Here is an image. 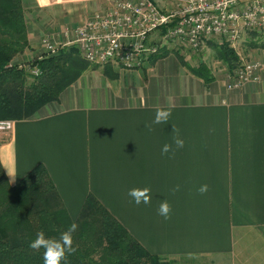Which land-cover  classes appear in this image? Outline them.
I'll list each match as a JSON object with an SVG mask.
<instances>
[{
  "label": "crops",
  "instance_id": "1",
  "mask_svg": "<svg viewBox=\"0 0 264 264\" xmlns=\"http://www.w3.org/2000/svg\"><path fill=\"white\" fill-rule=\"evenodd\" d=\"M21 2L33 58L45 52L40 39L66 45L62 24H80L109 0ZM88 64L56 100L0 134L7 181L40 162L71 220L90 193L150 254L264 264V70L256 81L226 87L230 69L212 70L204 82L171 49L135 69ZM158 107L172 115L149 131ZM173 127L183 148L175 149ZM164 144L174 154L162 155ZM134 187H149L151 202L136 205L127 195ZM163 200L169 219L157 213Z\"/></svg>",
  "mask_w": 264,
  "mask_h": 264
},
{
  "label": "trees",
  "instance_id": "2",
  "mask_svg": "<svg viewBox=\"0 0 264 264\" xmlns=\"http://www.w3.org/2000/svg\"><path fill=\"white\" fill-rule=\"evenodd\" d=\"M215 47L227 70L238 63L226 43ZM28 48L21 0H0V118L29 117L44 103L56 100L89 65L74 43L61 45L54 53L44 52L24 65L12 60ZM167 51L163 46L153 56ZM172 52L190 74L204 82L212 79L204 64L189 65L178 52ZM73 222L79 226L73 234L77 250L66 264H169L147 252L90 193L71 220L42 163L33 165L13 184L0 165V264H43V249H31L30 241L41 230L47 237L58 238Z\"/></svg>",
  "mask_w": 264,
  "mask_h": 264
},
{
  "label": "built area",
  "instance_id": "3",
  "mask_svg": "<svg viewBox=\"0 0 264 264\" xmlns=\"http://www.w3.org/2000/svg\"><path fill=\"white\" fill-rule=\"evenodd\" d=\"M109 0L104 9L65 28L66 43H74L80 57L90 64L116 63L120 68H138L159 53L167 40L193 50L207 40L234 47L245 32H264V0ZM44 51L58 47L41 39ZM264 59L239 61L228 73L226 87L256 81ZM35 73L36 70H33ZM12 120L0 118V133Z\"/></svg>",
  "mask_w": 264,
  "mask_h": 264
},
{
  "label": "rangeland",
  "instance_id": "4",
  "mask_svg": "<svg viewBox=\"0 0 264 264\" xmlns=\"http://www.w3.org/2000/svg\"><path fill=\"white\" fill-rule=\"evenodd\" d=\"M158 6H160V0H153ZM26 12V18L30 17V10H25ZM48 25L44 24L42 25V28L39 32L44 33L48 30ZM69 28L67 23L62 24L61 27V34L63 36V41H66L70 38V34H63L65 28ZM46 40V38H45ZM38 42V41H37ZM40 44L42 45V41L40 39ZM51 43V42H50ZM68 44V43H67ZM221 44L217 41H214L213 39L207 40L200 46L199 48L193 50L191 48H188L187 46L176 44L171 40H167L164 43V49H171L172 51L178 52L183 58H185V61L188 62L190 65L194 66L197 63H202L207 68L209 74L212 73V70L214 71H222V69L226 68V64L220 59V57L217 54V48L215 45ZM51 45L59 47L60 43L52 42ZM43 47V45H42ZM230 47V46H229ZM44 48V47H43ZM232 48L234 54L238 58V62L241 60L246 61L250 59H260L263 58L264 54V32H245L242 34L241 38L238 40L236 45ZM37 50V51H36ZM35 50V53L38 52V49ZM25 51V52H24ZM34 53L30 52L29 50L24 49L20 54H17L15 57H17L15 60L14 58L12 60L17 62H22L25 59L30 60L32 58V55ZM31 57V58H30ZM30 58V59H28ZM26 61V62H27ZM237 65V63L232 66L229 70V72ZM211 72V73H210ZM228 72V73H229ZM6 133V132H5ZM2 133V134H5ZM1 134V133H0ZM166 260H169V264H210L207 260L199 257H192V258H166Z\"/></svg>",
  "mask_w": 264,
  "mask_h": 264
},
{
  "label": "clouds",
  "instance_id": "5",
  "mask_svg": "<svg viewBox=\"0 0 264 264\" xmlns=\"http://www.w3.org/2000/svg\"><path fill=\"white\" fill-rule=\"evenodd\" d=\"M172 113L170 110L163 108H157L155 111L154 119L151 123H146L145 127L149 131L152 130V125L167 123L171 117ZM173 144L175 149L183 148L184 141L179 138V131L173 127ZM173 144H164L161 149L162 155H167L172 152L174 154ZM172 194L180 191V186L176 185L170 190ZM197 191L199 194L203 195L208 191V186L201 185ZM151 189L149 187H134L129 189L127 195L131 198L136 205L140 204H149L151 202ZM172 209L167 200H163L159 203L157 213L158 215L164 217L165 219L170 218V213ZM78 224L73 222L71 223L66 230L62 231L58 238L47 237L43 230L38 231L35 234V238L32 239L29 243V247L33 250L39 251L43 249L42 261L43 264H62V262L67 261V257L76 252V248L73 247V234L78 229Z\"/></svg>",
  "mask_w": 264,
  "mask_h": 264
}]
</instances>
